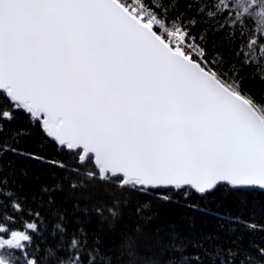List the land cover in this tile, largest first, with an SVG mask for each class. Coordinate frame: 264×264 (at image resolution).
<instances>
[{
    "label": "snow or ice",
    "instance_id": "obj_1",
    "mask_svg": "<svg viewBox=\"0 0 264 264\" xmlns=\"http://www.w3.org/2000/svg\"><path fill=\"white\" fill-rule=\"evenodd\" d=\"M0 264H264V0H0Z\"/></svg>",
    "mask_w": 264,
    "mask_h": 264
}]
</instances>
